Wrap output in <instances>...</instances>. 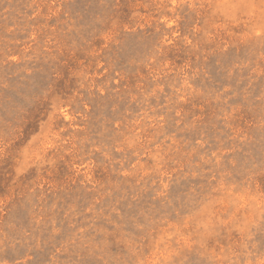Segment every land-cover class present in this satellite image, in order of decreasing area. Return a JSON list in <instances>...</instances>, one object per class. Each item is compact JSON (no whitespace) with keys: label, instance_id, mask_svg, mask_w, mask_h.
<instances>
[{"label":"rangeland","instance_id":"374dc122","mask_svg":"<svg viewBox=\"0 0 264 264\" xmlns=\"http://www.w3.org/2000/svg\"><path fill=\"white\" fill-rule=\"evenodd\" d=\"M0 264H264V0H0Z\"/></svg>","mask_w":264,"mask_h":264}]
</instances>
